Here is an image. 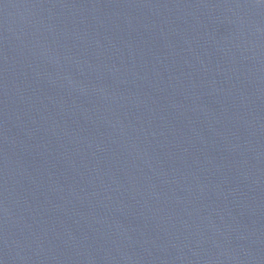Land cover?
Listing matches in <instances>:
<instances>
[{
    "label": "water",
    "instance_id": "obj_1",
    "mask_svg": "<svg viewBox=\"0 0 264 264\" xmlns=\"http://www.w3.org/2000/svg\"><path fill=\"white\" fill-rule=\"evenodd\" d=\"M0 264H264V0H0Z\"/></svg>",
    "mask_w": 264,
    "mask_h": 264
}]
</instances>
